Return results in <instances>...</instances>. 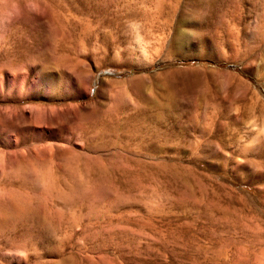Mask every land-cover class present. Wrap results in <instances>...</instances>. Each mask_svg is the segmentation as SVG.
<instances>
[{"label": "rangeland", "instance_id": "obj_1", "mask_svg": "<svg viewBox=\"0 0 264 264\" xmlns=\"http://www.w3.org/2000/svg\"><path fill=\"white\" fill-rule=\"evenodd\" d=\"M263 121L264 0H0V264H257Z\"/></svg>", "mask_w": 264, "mask_h": 264}, {"label": "bare ground", "instance_id": "obj_2", "mask_svg": "<svg viewBox=\"0 0 264 264\" xmlns=\"http://www.w3.org/2000/svg\"><path fill=\"white\" fill-rule=\"evenodd\" d=\"M255 33V32H254ZM252 132H251V136L249 138V142L247 144L246 148L247 150L250 151V149H252L251 151H253L254 149L258 148L259 146H261V144L264 141V121L263 123H261V125L257 126V127H252ZM262 147V146H261ZM264 147V146H263ZM260 148V147H259ZM258 148V150H259ZM263 149V148H262ZM257 151V150H256ZM259 152V151H258ZM251 235V234H250ZM249 235V236H250ZM254 235V234H253ZM254 244V243H253ZM258 245V244H257ZM254 252V251H253ZM263 252V251H262ZM260 255V254H259ZM258 257V256H256ZM260 258V257H259ZM259 260V261H258ZM256 262L257 264H264V252L262 253V256L260 259H258ZM254 263V262H253Z\"/></svg>", "mask_w": 264, "mask_h": 264}]
</instances>
